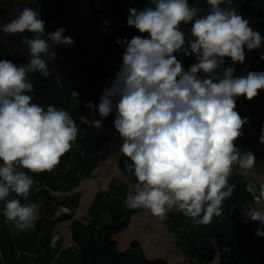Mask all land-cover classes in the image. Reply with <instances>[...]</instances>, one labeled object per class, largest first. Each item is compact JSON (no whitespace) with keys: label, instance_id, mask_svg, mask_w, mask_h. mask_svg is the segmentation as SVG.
<instances>
[{"label":"clouds","instance_id":"9594fccd","mask_svg":"<svg viewBox=\"0 0 264 264\" xmlns=\"http://www.w3.org/2000/svg\"><path fill=\"white\" fill-rule=\"evenodd\" d=\"M232 2L204 0L207 7L202 9L189 0H149L143 10L127 9V25L148 35L116 38L124 48L119 70L102 90L99 104L85 106L98 112L100 119L92 121L97 128L115 111L120 152L131 161L126 168L136 177L124 198L128 209L163 219L175 208L194 226L208 225L232 195L233 165L253 166L254 152L242 154L234 143L248 123L235 110L236 98L255 97L264 88V71L235 77L232 66L222 74L217 70L226 57L244 63L245 47H261L264 37L231 8ZM181 22H191L194 39L187 47ZM110 23L102 22L105 28ZM66 31L61 26L46 34L45 20L29 7L0 24L6 36L33 34L22 37L29 56L26 66L0 60V211L19 231L34 228L39 219L36 205L20 199L27 200L35 183L29 172L52 171L79 134L67 110L45 108L30 95L34 85L29 74H51L49 61L56 57L52 46L74 43L72 36L63 35ZM174 53L194 55L196 62L186 71ZM260 137L264 139V126ZM260 194L264 198V184ZM245 208L244 216L259 222L256 232L264 237V203Z\"/></svg>","mask_w":264,"mask_h":264},{"label":"crops","instance_id":"0c3cea01","mask_svg":"<svg viewBox=\"0 0 264 264\" xmlns=\"http://www.w3.org/2000/svg\"><path fill=\"white\" fill-rule=\"evenodd\" d=\"M110 2L112 0H0V24L10 22L25 7H29L35 9L41 18L45 20L47 34L57 30L52 25V21L54 20L53 18H58L59 14L62 15L63 19L61 20L71 27V32L74 35L76 34L79 37L83 67L87 69L90 75L100 78L97 84L89 87L90 89L84 92L86 96L94 94V98L89 102L99 104L102 90L115 77L122 63V54L124 52V48L115 41L117 37L122 38L117 25L124 26L127 16L125 14H113L115 17L113 18L112 15L111 18L115 24H118L115 25L111 22L105 28L102 24L105 19L98 17L94 11V6H102L106 11V9L110 8ZM262 5V1L255 2L253 6H251L250 2L247 8H244L237 1L232 3L231 8L236 10L237 14L244 19H248L247 16L249 17ZM222 7L224 6L222 5ZM65 8L66 10L63 12L61 9ZM180 28L185 32V47H187L188 41L194 39L190 35L189 30L191 27L181 22ZM24 35L32 36L33 34L23 33L6 36L0 33V60L12 61L17 66L21 64L27 65L29 56L27 46L22 43ZM61 46H52V50L56 52V57L54 60L49 61V71L56 76L59 72L66 69L63 59L66 57L67 51ZM44 58L47 59L46 57ZM74 101H77L76 105L73 104ZM242 101H246L248 104L249 100L245 98ZM78 102L77 99H74L72 106L78 107ZM87 110L86 115H79L78 126L80 127L81 120H83L86 123L84 129L82 128L83 133L92 135L94 140L98 139V142H95L98 145L95 154V159H97L95 167L87 173L79 172L77 183L73 189L51 191L47 199L40 197L36 200H28L26 203L36 205L39 219L35 221V227L26 232L19 231L10 223L8 228L11 238L32 235L36 232L38 236L41 234L55 236L56 239L60 240V249L57 254L53 255L50 264H54L61 250L71 247L75 252H78V246L73 235L72 221L83 220L85 224L89 223L91 221L90 207L96 196L103 195L104 200L108 204L119 206L117 208L120 211L119 218L116 219L109 209H105L95 223L97 236L99 237L102 234V239L98 246L100 248H109L115 256L110 264H117L129 257L141 258L147 264H226V258L221 249H215L210 259H198L199 262H193L180 250L174 241L172 228L166 223L167 217L172 219L173 209L168 211L163 219H159L151 215L147 210L128 209L124 205L126 193L132 190L136 179L123 168V165L127 166L129 161L125 163L122 161L123 155L120 152V147L123 141L113 127L115 117H111L109 114L108 117L103 118L102 126L97 128L92 125V121L100 119L98 112H94L91 108ZM262 118L264 122V116ZM248 125L252 126L251 122L245 124L244 128ZM235 144L242 154L250 150L254 152L255 162L250 169H240L239 165H233L230 177L236 175L242 177L243 170H248L249 175L253 179L260 185L264 184V139H262L258 148L250 147L247 144L242 145L239 142H235ZM35 184L38 183L35 182ZM67 196L76 198L75 210L69 209L64 205L63 201L66 200ZM117 201H121V203L117 204ZM114 209L116 208L112 206V210ZM71 213H73L72 218H67V215ZM45 216L48 218L46 221H44ZM109 217L112 218V221H108ZM179 225L185 229L184 237L187 246V236L191 227L183 224ZM107 226L109 230L105 229ZM105 235L108 236L107 239L103 238ZM206 240L211 241L214 247L217 248L214 237L207 236L201 239V241ZM187 250L191 255L195 256L189 251L188 246ZM101 258L99 256V259ZM3 261V252L0 249V263H3Z\"/></svg>","mask_w":264,"mask_h":264},{"label":"trees","instance_id":"16d2710c","mask_svg":"<svg viewBox=\"0 0 264 264\" xmlns=\"http://www.w3.org/2000/svg\"><path fill=\"white\" fill-rule=\"evenodd\" d=\"M237 1L244 8H247L252 0H233L232 3ZM223 6L228 7V5ZM61 10L64 12L66 8ZM106 11L109 12V9H106ZM63 12L62 14H64ZM118 14L123 15L124 13L118 12L115 15ZM114 17L113 15V18ZM53 19L58 20L57 22L60 24H65L61 20L63 16L60 14L58 18L55 17ZM263 25H256L252 28L254 31H258L262 37H264ZM64 34L65 33H63V35ZM68 34L73 37L74 43L72 45L61 46V48L67 51L66 57L63 59L66 69L59 72L57 76L51 74L47 78H43L40 73L29 74V78L34 85L30 95L32 97L37 96L48 105H55L58 108L67 106L60 97L67 99L71 105L72 101L77 99L79 105L78 107H73L74 112L72 118L81 132L79 131L77 140L73 142L71 150L60 158L59 164L56 165L52 171L42 173L29 172V175H32L35 182L38 184L34 183L27 200L22 197L20 198L22 203H26L28 200H36L40 197L47 199L51 191L57 192L64 189H73L77 183L79 174L81 172L87 173L91 171L97 163L95 154L98 145L95 143L92 135H85L83 133L82 128L84 129L86 123L81 120L79 127L78 122L80 114H87L88 107H86L85 104L91 101V99L94 98L93 96H95L94 94L86 96L84 92L90 89L89 87L97 84L100 78L90 75L87 69L83 67L79 37L71 32V28ZM174 55L177 56V59L181 61V63L185 64L184 68L186 71L191 64L196 62L194 55L188 57L184 56L182 53H174ZM262 55H264V40H262L261 47L259 48L248 50L245 47L246 58L244 63H233L235 68L234 76L246 77L249 72L264 71V59L261 58ZM74 92L77 93V97L73 98ZM257 95H259V101L264 105V88L259 89ZM245 98L244 96L236 98L235 110L240 114L241 118L247 117L248 123L251 122L252 126L256 127L253 128L251 125H248L246 128H242V135L238 137L234 143L239 142L242 145L247 144L250 147L258 148L262 141L260 132L262 126H264L263 118L257 121H250L249 117L252 113V99L254 97L251 99L252 102L249 101L248 104L246 101H242ZM110 116L115 117V111L110 113ZM122 161L124 163L129 161V163H131V161L124 156L122 157ZM67 166L69 168L68 170ZM123 168L136 179L132 173L127 171L126 165H123ZM229 183L234 185V189L231 197L224 201L223 209L226 208L230 202H242L248 199L245 181L240 175L230 177ZM10 198H16L15 194H12ZM121 201H117L116 203H121ZM63 202L66 207L75 210L77 200L74 196H67L66 200ZM112 206L116 209L112 210ZM117 207L119 206L108 204L107 201L104 200L103 195L96 196L89 211L91 221L86 224L83 220L72 221L73 235L78 246V252H75L71 247L61 250L54 264H110L115 257L113 252L110 251L109 248H100L98 246L99 242H101L102 234L99 235L101 238L98 236L93 237V234L96 233V220L105 209H109L114 218H119L120 211ZM2 208L3 202H0V210H2ZM72 215L73 213L68 214L67 218H72ZM171 217L176 223L191 227L187 236V246L189 251L197 256L199 260L210 259L215 249H221L226 258V264H264V237H253V226L251 224H244L241 221L229 219L216 222L214 220L216 216H214L210 224L194 226L190 218L185 217L181 211L175 208L173 209ZM47 219L48 218L45 216L44 221ZM9 224L10 223L4 219L2 211H0V249L4 257L3 263L0 264H18L19 261L15 258L17 249H21L25 254L38 253V264L51 263L53 255L57 254L60 249V240L56 239L55 236H46L42 234L38 236L36 234L37 232L32 235H22L13 239L10 236ZM105 229L109 230V227L107 226ZM207 236L214 237L217 248H215L213 243L209 240L201 241L202 238ZM107 237V235L103 236V238L106 239ZM54 238L55 244L51 246V242ZM99 256L102 258L99 259ZM122 262L124 264H147L143 259L136 257L123 259L119 263Z\"/></svg>","mask_w":264,"mask_h":264},{"label":"built area","instance_id":"2783aa9c","mask_svg":"<svg viewBox=\"0 0 264 264\" xmlns=\"http://www.w3.org/2000/svg\"><path fill=\"white\" fill-rule=\"evenodd\" d=\"M262 1L263 5L256 9V11L251 14L249 17L247 16L249 21V27L253 28L256 25H263L264 24V0H252L251 6L254 5L255 2ZM149 0H112L110 2V8L109 12L105 11L102 6L96 7L94 6V11L98 15V17L103 19H110L113 24L115 22L112 20L111 16L113 14H116L118 12H123L127 16V9L130 7H135L139 10H143L144 7L148 5ZM190 5L196 4L200 8L204 9L206 8V4L204 3V0H190ZM118 24V23H117ZM115 24V25H117ZM52 25L55 26L57 29L61 26L65 27L67 31L65 34H68V31L70 30V26L67 24H60L57 22V20L52 21ZM191 27V22L188 24ZM117 28L120 30V34L122 38H128L129 40L136 35L140 36H147V33H140L138 30L134 29L131 26H128L127 23H125L124 26L117 25ZM182 66L184 67L185 64L182 63ZM228 66H233V62L230 58H225V64L221 65L220 69H218V73L222 74L224 69H226ZM185 69V68H184ZM77 97V95H73V98ZM62 101H64L67 106H65L63 109L67 110L71 116H73V106L70 102H68L67 99L60 97ZM73 100V99H72ZM253 100V102H252ZM252 100H249L252 102V113L250 114V121H257L260 118L264 116V105L259 101V95L255 96ZM248 101V102H249ZM33 102L39 103L41 106H44L45 108L48 106V104L42 100H40L37 96L33 97ZM243 126L242 128H244ZM95 142H98V139L94 140ZM67 166V170H68ZM242 177L245 181V188L247 192L248 199L245 201H238V202H230L226 208L222 209V213L219 216H216L215 221L216 222H222L225 219L234 220V221H241L244 224H251L253 226L252 229V236L253 237H259L257 235L256 229L260 227L258 221H253L250 217L244 216V211L246 210L245 206L253 205L256 203H264V198L261 197V185L258 183L255 179H253L249 173L248 170H243ZM258 207V206H257ZM108 221H112V218L109 217ZM166 223L169 227L172 228L173 238L177 246L180 248V250L185 253L193 262H199L198 258L191 255L186 246L185 237H184V227L175 223L171 218H166ZM97 227V226H96ZM94 236H97V233L94 234ZM38 253H32V254H25L21 249H17L15 252V258L19 261L18 264H38L37 258ZM123 264V263H121Z\"/></svg>","mask_w":264,"mask_h":264},{"label":"rangeland","instance_id":"374dc122","mask_svg":"<svg viewBox=\"0 0 264 264\" xmlns=\"http://www.w3.org/2000/svg\"><path fill=\"white\" fill-rule=\"evenodd\" d=\"M73 104L76 105V104H77V101H74ZM94 234H95V233H94ZM94 234H93V236H94Z\"/></svg>","mask_w":264,"mask_h":264}]
</instances>
